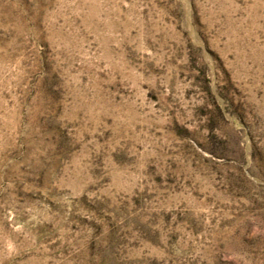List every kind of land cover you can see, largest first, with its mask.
<instances>
[{
  "label": "rangeland",
  "instance_id": "rangeland-1",
  "mask_svg": "<svg viewBox=\"0 0 264 264\" xmlns=\"http://www.w3.org/2000/svg\"><path fill=\"white\" fill-rule=\"evenodd\" d=\"M0 264H264V0H0Z\"/></svg>",
  "mask_w": 264,
  "mask_h": 264
}]
</instances>
